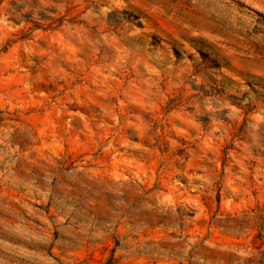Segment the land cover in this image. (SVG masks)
Instances as JSON below:
<instances>
[{
	"label": "rangeland",
	"instance_id": "rangeland-1",
	"mask_svg": "<svg viewBox=\"0 0 264 264\" xmlns=\"http://www.w3.org/2000/svg\"><path fill=\"white\" fill-rule=\"evenodd\" d=\"M0 264H264V0H0Z\"/></svg>",
	"mask_w": 264,
	"mask_h": 264
},
{
	"label": "trees",
	"instance_id": "trees-1",
	"mask_svg": "<svg viewBox=\"0 0 264 264\" xmlns=\"http://www.w3.org/2000/svg\"><path fill=\"white\" fill-rule=\"evenodd\" d=\"M47 20H49V18H46L45 16L40 14V21H47ZM32 23L34 24L35 28H40L41 26L45 25V24H41L40 22H37V21H32ZM50 25L51 24H47L48 27H50Z\"/></svg>",
	"mask_w": 264,
	"mask_h": 264
}]
</instances>
